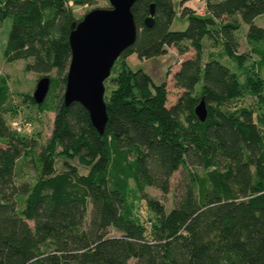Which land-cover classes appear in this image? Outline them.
Listing matches in <instances>:
<instances>
[{
    "label": "trees",
    "instance_id": "obj_1",
    "mask_svg": "<svg viewBox=\"0 0 264 264\" xmlns=\"http://www.w3.org/2000/svg\"><path fill=\"white\" fill-rule=\"evenodd\" d=\"M69 1L92 0H0V20L10 19L3 58L25 60L23 69L38 76L55 74L40 104L23 96L53 119L33 181L17 184V160L33 155L36 142L7 126L3 114L16 110L0 78V264H264V30L253 23L264 16V0H204L198 15L181 0L187 25L177 31L168 30L172 0H136L135 40L106 78L112 88L103 96L101 135L81 104L65 106L56 93L64 88L68 34L78 20ZM150 4L153 23L146 27ZM241 24L248 51L239 53ZM204 39L213 48L222 44L219 55L234 63L241 80L215 52L201 59ZM169 46L179 54L190 47L193 55L177 60L171 81L180 92L166 105L165 82L130 71L124 58H151ZM245 95L261 113L239 105ZM201 98L203 122L194 114ZM178 168L188 170L189 180L165 211L143 191L167 193ZM130 196L145 199L148 221Z\"/></svg>",
    "mask_w": 264,
    "mask_h": 264
},
{
    "label": "rangeland",
    "instance_id": "obj_2",
    "mask_svg": "<svg viewBox=\"0 0 264 264\" xmlns=\"http://www.w3.org/2000/svg\"><path fill=\"white\" fill-rule=\"evenodd\" d=\"M181 0H172L174 15L172 20L168 25V30L177 31L183 30L187 25V15H181V6H186L189 9L194 11V14H202L204 11V0H184L183 4L180 6ZM68 5L71 6L72 12L76 19H80L85 12L95 7H108L109 3L107 0H92L88 4L81 6H73L69 1ZM253 23L257 26H260L264 30V16H257L254 18ZM10 19L8 17L0 20V78L5 80V84L8 89V103L16 110L14 115L10 113L3 114L7 126L10 128V122L12 121H28L30 126L28 129L22 131L23 135L27 138L35 140L36 146L34 148V154L27 157H22L17 160V166H19V172H17V177L15 183L21 181H33L35 177V164H36V154L40 151L41 146L46 142L50 135L52 129V119L53 112L51 111H39L33 104L29 103L27 100L23 101V96L31 95L35 87L36 81L41 75H37L32 71H25L23 65L25 60L18 59L13 61H6L3 58V49L5 44V39L9 30ZM246 31V25L241 24L240 29L235 32V37L238 42L237 52H246L248 51V46L246 45L244 39V33ZM210 41L203 40V48L201 59L204 61L209 52L216 54V59L223 65L227 66L231 71H235L237 74L239 71L236 69L234 63L224 55H219L223 52L222 44L218 43L214 48L209 45ZM193 50L188 47L185 52L179 54L174 46L166 47V52L156 55L151 58H138L135 53H131L124 58L126 67L134 72L138 69L150 76L151 81L155 84L162 81L165 82L167 89L166 96V105L173 103L176 99V96L180 90L176 89L172 85L171 74L177 69L178 64L176 63L178 59L182 60L186 57L192 56ZM120 57H118L113 66L119 62ZM250 67L247 63V68ZM110 75V74H109ZM48 76H55L54 70H52ZM239 80H241V75L238 74ZM105 91L104 95H107L112 88L110 82L104 80ZM64 89V88H63ZM63 89L60 88L56 91L57 94H62ZM240 106L252 107L255 111V114H259L262 111L255 101V98L245 95L242 98L238 99ZM263 106V105H262ZM264 128V126H263ZM71 164H74L78 167L80 172H85V170L78 166L76 162L70 161ZM56 171L61 169L60 161L57 160L55 163ZM188 170H191L196 173H201V168L189 167ZM186 169L178 168L174 171L169 178V189L167 193L163 194L158 189L152 186H146L144 188L143 194L146 198L157 201L161 204L165 211L169 210L170 207L174 204L175 199L180 194V188L182 182L188 181V175ZM132 183L130 182V185ZM130 200L134 205V211L137 213L142 220L148 221L150 212L145 204V199L137 198V196H130ZM87 218V217H86ZM87 221V220H86ZM31 225V222H28ZM109 235L118 234L113 229H108ZM133 260L130 259L127 264H132Z\"/></svg>",
    "mask_w": 264,
    "mask_h": 264
},
{
    "label": "water",
    "instance_id": "obj_3",
    "mask_svg": "<svg viewBox=\"0 0 264 264\" xmlns=\"http://www.w3.org/2000/svg\"><path fill=\"white\" fill-rule=\"evenodd\" d=\"M108 7H95L71 24L68 34L70 50L62 93L63 105L78 102L87 111L89 120L98 134H102L107 120L105 111L104 80L120 53L130 46L136 36L131 6L136 0H107ZM153 4L143 19L146 27L153 23ZM49 87V78L41 76L31 94L40 104ZM196 118L203 122L206 106L199 99L194 107Z\"/></svg>",
    "mask_w": 264,
    "mask_h": 264
},
{
    "label": "built area",
    "instance_id": "obj_4",
    "mask_svg": "<svg viewBox=\"0 0 264 264\" xmlns=\"http://www.w3.org/2000/svg\"><path fill=\"white\" fill-rule=\"evenodd\" d=\"M10 125H11L12 129H14L16 132H22V131L28 129L30 126L28 121H22V122L12 121V122H10Z\"/></svg>",
    "mask_w": 264,
    "mask_h": 264
}]
</instances>
